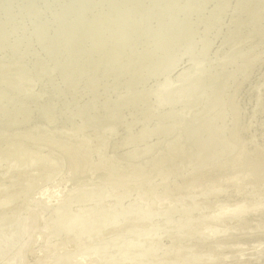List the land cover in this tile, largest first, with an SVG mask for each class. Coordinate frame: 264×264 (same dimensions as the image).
Returning a JSON list of instances; mask_svg holds the SVG:
<instances>
[{
	"label": "rangeland",
	"instance_id": "rangeland-1",
	"mask_svg": "<svg viewBox=\"0 0 264 264\" xmlns=\"http://www.w3.org/2000/svg\"><path fill=\"white\" fill-rule=\"evenodd\" d=\"M195 1L199 0H0V128L4 126L30 127L29 123L33 122L32 119L35 118L36 113L38 118L42 119L38 121L40 124L44 123L47 118L54 121L56 118L55 112L47 110L46 107H51L56 112H60L61 107H67L68 112L66 114L75 116V119L70 120L69 125L61 123L62 127H56V133L50 132L47 134L41 131H28L32 134L30 137L31 142L27 144L26 141H22L25 144L22 148H16L21 140L17 141L15 138H10L12 139L11 143H0V170H7V168H2V166H5L9 167V172H17L19 168L15 165H20L21 162H24L28 168H34L38 158L47 159L48 151L51 155L53 154V151L50 150L51 148L55 149L56 144L61 147V151L75 147L80 148L84 154L80 162V173H82L80 176L88 184L91 183L90 185H92L94 183L96 185L90 186L86 183L82 186V180L77 182L71 179L69 182L70 178L68 176L66 178V180L68 179V186L64 188V191L78 193V198H81L88 194L86 191H89V193L91 190L93 192L97 191L96 193L92 191L90 193L97 194L105 188L108 189L107 183L106 185L103 182L99 184L98 177H95L98 170L102 169L103 159H106V165L109 169V173H104V175L109 176L112 173L116 181L127 182V184H121L123 188L131 189L133 186L131 182L141 183L147 178L141 176V173L147 170L154 171L156 169V177L160 176L161 173L166 174V170L169 172L170 167L163 166L164 161L169 159L170 162H175L176 159H171L174 158L173 153H181L180 155L177 154L180 161L177 159L178 162H175V164L179 163L176 164V167L177 170H180L175 171L176 173L173 172L171 177H167V182H177L182 177L188 176L186 179L189 181H185V185L181 184L182 187L183 185L184 188L186 187L185 189L188 192L180 187L183 192L182 195L186 194V198H182L181 191L175 193L176 191L170 189L171 187L169 188L168 185V187H164L165 189L163 186L161 188L159 180H152L156 184L151 183V181L150 185L158 184V187L154 186V188H157L158 191H164L163 193L168 192L169 189L170 191L165 193L168 200L172 198L173 194L176 195V198L179 195L177 198L178 204L184 206L181 207L185 210L184 213L204 206V198L209 196L211 198L213 193L212 198L218 194L222 196V194L228 193V187L231 189L239 188L230 186L231 183L237 182V176L239 175H245L244 180L247 178L257 179L256 181L263 179L264 159L261 162L254 161L248 165L239 164L237 168L232 167L228 162L234 156L235 151L238 154V147L233 145L234 147L230 149L232 144H229V141L232 142L230 135L234 131V117L238 115L237 111L231 107L229 97H231L232 87L242 83L252 68L249 63L250 58L255 54L264 56V17L262 16L253 21V18L252 20L248 18V20V16H246L242 21L245 13L240 12L242 9L240 5L236 8L237 10H229L227 13L225 10L217 9L216 12H213V17L206 16L208 11L204 9L201 10L202 12L199 11V16L205 15L199 17L194 13ZM208 2H212L208 6L209 9L211 6L212 10L217 8V5L214 6L215 3L224 5V0H209ZM233 43L235 44L231 47ZM241 48L243 49L239 51ZM197 63L201 65L198 66L197 72H194L191 68ZM262 71L263 69L260 73ZM260 73L252 77L251 82ZM17 74L26 76L19 77L16 76ZM169 79L176 80L178 85L173 89L164 90L163 83L170 81ZM217 81L219 83L216 85ZM257 83L261 84L260 82ZM250 84L246 95L248 103L252 101V94L259 87L255 86L256 84L253 86ZM64 88L67 89L66 93H70L69 95H73V97L67 95ZM56 90L63 96L66 94L64 103L52 100L50 104L35 110L37 106L35 100L37 98L45 96L47 93L51 94ZM61 90L63 91L61 92ZM71 90H73L72 94ZM158 92L160 93L159 98ZM4 95L5 97H3ZM26 95L28 96L26 97ZM74 95L77 99H81L76 100L75 98L73 100ZM80 100L82 101L80 102ZM16 101H23L24 105L19 107L15 105ZM27 107H30L31 112L25 115L22 109ZM247 113L248 110H244L242 115H247ZM96 126L108 130V132L104 131L106 136L99 133L102 135L101 137L97 134L98 136L96 135L95 139H86L85 134L91 137L92 128ZM195 128L198 130H195ZM48 130L54 131L50 127H48ZM57 131L63 132L57 134ZM69 133L77 134L76 137L79 135L84 140V144H87L86 140L95 142V148L101 144L99 147L103 148L104 153L102 152L101 155L92 145H89L90 143L87 145H74L72 141L65 139V137H69ZM185 133L191 138L195 137V141H199V143L196 142L197 147L193 144H190V146L188 143L180 142V138ZM35 134L45 136V138L36 141L34 139ZM99 138L101 139L100 142L98 141ZM107 142L111 146L113 145L112 148H115L114 150L117 152L112 151V153H109L106 150V146L109 144ZM27 145H31L30 147L33 150L38 149V153L34 151L35 153L30 155L29 150L25 148ZM129 151L131 152L130 155H128ZM196 154H198V158ZM95 155H98V158L95 159ZM129 156L135 162L133 159V161L130 160ZM102 157L104 158L102 159ZM152 157H154V160H152ZM193 158L197 159L194 160ZM225 161L224 168L229 170L227 172L222 171L221 166L219 167ZM88 162L89 164H87ZM135 164L140 165L143 172L137 173L134 168L127 167ZM189 164L191 167H188ZM71 165L72 163L66 160L61 166H52L49 169L42 170L44 176L40 179L43 182L38 183L37 186L35 185L36 187L33 186L30 189L33 192L28 191L32 196H27L29 195L27 193L23 202L29 204L31 201V204L32 201H35V198L44 197V189L46 190L51 184L52 187L59 185V179L64 178V173L69 174V169H73ZM87 166L93 170H86ZM157 167H159V171ZM118 168H122V170L119 171ZM29 170L27 171L28 174H34ZM86 173L91 175H85ZM93 180L96 181L93 182ZM108 180L106 178L104 182ZM71 181L72 184L77 182L81 185L76 183L74 187ZM193 182L195 185H193ZM97 183L101 189H99ZM252 183L244 184L245 188L241 193L244 196L242 205L249 198H252L251 195L255 193L256 189L253 187L256 184ZM188 184L190 188L187 186ZM216 184H219V186H216ZM86 185L91 188L85 187ZM71 186L74 189L78 188L76 192H72L74 189ZM95 186L98 188L97 190ZM196 188V192L192 191ZM11 191L12 189L9 192ZM25 198L28 199L25 200ZM187 198L188 200H186ZM219 198L215 197L216 200L209 203L213 205L219 203V206H222V203L220 204L222 200ZM183 201L184 203H182ZM186 201L195 206L185 205L187 204ZM42 204L43 202H41ZM212 204L208 205L206 211L209 209L212 212L217 208L210 209ZM41 205L36 207L37 212L40 213L39 218L44 215L43 212H39V210L41 211ZM155 205L150 207L151 211L159 213L160 208ZM242 205L240 206L243 209L246 204ZM146 210L150 211V209ZM260 210L256 208L251 210L253 213L250 212L251 216H248L251 217L250 220L248 217L246 219L254 225L246 221L245 224H248V228H245L244 221L246 219L244 220L241 210H238L236 215L234 214L235 211H233L234 213L230 212L231 214L226 215V218L222 220L228 222L233 220L232 226L235 227L226 226L225 221L218 225L222 226L220 228L216 225L214 231L220 232L218 234L214 233L213 239H207L208 236H211L208 228L215 220L219 221L221 216L219 212V214L211 213V217L206 215L208 216L206 218L210 217L211 219L213 217V219L212 222H208L209 224L207 222L201 223L204 224L205 231L200 234L203 239L199 237L200 235L198 236L201 243L196 246V253H201L208 248L210 251L208 254L211 255L207 256L206 254L202 257L203 260L199 258L194 262L205 264L214 261L212 264H219V262L221 264V261L224 260L225 262L222 261V264H242L244 257L246 261V258L250 257L251 261L248 264H264V241H262L264 227H258L259 224L256 221H251L252 217V220H257L262 211ZM192 214L193 212L190 215ZM233 214L235 217H233ZM237 214H239L240 220L237 219ZM52 215H49L48 220L51 219ZM142 215L139 214L134 217L138 221L141 219L140 222H144L145 218ZM183 219H185V216ZM199 219L204 220L203 218ZM200 220L196 222L200 223ZM261 221L264 222V216H261ZM237 223H239V226ZM240 224H244V228ZM237 226L241 228L237 229ZM227 227L230 234L227 231L224 234V229H227ZM48 228L49 226L45 223L40 224L38 229L36 228V235L43 236L45 234V236H48ZM231 230L235 231L231 232ZM41 232L44 233L41 234ZM258 232L262 237H259ZM69 234H64V236ZM29 235L33 236L34 234L30 233ZM31 236L27 237V240L34 238L35 235ZM176 237H179V235ZM186 237L188 238V235L183 238ZM180 242L186 245L187 241L181 240ZM237 250L241 251L242 254ZM260 250L263 252L261 255ZM251 251L254 252V257L256 256L258 259L252 257ZM56 252L57 250L54 251V253ZM246 253H251L252 256ZM240 255L243 256L240 257ZM223 257L226 259H223ZM188 263L192 264L191 262Z\"/></svg>",
	"mask_w": 264,
	"mask_h": 264
},
{
	"label": "bare ground",
	"instance_id": "bare-ground-1",
	"mask_svg": "<svg viewBox=\"0 0 264 264\" xmlns=\"http://www.w3.org/2000/svg\"><path fill=\"white\" fill-rule=\"evenodd\" d=\"M208 1L209 0H199V1L194 2V8L193 9H194V13L196 16H199V11L202 12L201 10L206 9L208 11V14L206 16L213 17V15H214L213 12H216L217 9L225 10V12L227 13V11L235 10L240 5V7L242 8L240 10V12L242 11L243 14L245 13L242 17V21H244L243 19L246 18V16H248L247 19L251 18V20H252V18H253V21H256L257 18L259 19L262 16L264 17V0H246V1H244V0H224V5H218L215 3L214 6L217 5V8L214 10H212L213 8L211 6H210V9L208 8L209 4H212V2H208ZM80 8H83V7H80ZM209 12H212V13H209ZM204 15L205 14H203L199 17H202ZM248 22H250V21H248ZM256 24H257V22H256ZM249 42L251 43L252 41H249ZM235 43L231 44V47H233V45ZM244 43H245V45H247V43L245 41H244ZM242 49L243 48L239 49V51H241ZM249 63L252 65V68L247 73V75H246L247 77L245 78V80L242 83L237 84L236 87H232V91L230 94L231 97H229V100L231 101V107H233L237 111V114H238L236 117H234V129H233L234 131L230 135L232 142L229 141V144L230 143L232 144V145H230V149H231V147H234L235 145L238 147V154L235 151L234 156L231 157L229 159V162H228L234 168H237V166H239V164L248 165L250 163H253L254 161L261 162L264 159V56L255 54L254 56H252L250 58ZM199 65H201V64L197 63V65L193 66L191 68L192 71L197 72ZM262 69H263V71L260 73V71ZM258 73H260V74L257 76V78L253 82H251V78L254 77L255 75H257ZM186 75H189V74H186ZM16 76L24 77L26 75L17 74ZM257 82H260L261 84H258ZM218 83H219V81H217L215 84L217 85ZM249 84L251 86H253L255 84H256L255 86H259L258 89L255 92H253L252 101L250 103H248V100L246 99V95L248 94L247 90H248ZM163 85L164 86H162V87L164 88V90H166V89H173L174 87H176L178 85V83L176 80L171 79L170 81L163 83ZM160 89L163 90L161 87H160ZM160 89H159V92H160ZM64 90H65V88H64ZM66 90H65V93H66ZM62 91L63 90H61V92ZM72 91L73 90H71V94H72ZM65 93H63V94H65ZM69 94H67V95H69ZM161 94H162V91H161ZM243 94H244V96H243ZM60 95L61 94L59 93V91L56 90V91H53L51 94L47 93L45 96H40L39 98H37L35 100L36 101L35 103L37 104L35 110L50 104L52 102V100H58V101H62L64 103L65 102V97H64L65 95L64 96L61 95V98L59 97ZM27 96L28 95H26V97ZM69 96L73 97V95H69ZM3 97H5V95ZM159 97H160V93L158 94V98ZM75 98H76V100L81 99V98L77 99L76 96L74 97V99L73 98L72 99L75 100ZM81 101L82 100H80V102ZM79 104H81V103H79ZM15 105L20 107V106L24 105V102L23 101H16ZM80 106H82V105H80ZM29 108L30 107H27L26 109L21 108L22 111L24 112L23 114H25V115L30 114L31 111ZM46 109L49 111L55 112L56 118L54 121H50L47 118L49 121L46 119V121L44 123L40 124L38 121L42 120V119L38 118L37 113H36L35 118L32 119L33 122L29 123V125H31L30 127H27V128L19 127L18 128V126L17 127L4 126L3 128H0V143H2V142H10L11 143L12 139H10V138H15L17 141L21 140V142L19 143V145L16 148H22L25 145L22 141H26L27 144L31 142L30 137L32 136V134H30L28 131H41L42 133H47V134L50 132L56 133L55 128L56 127H62L63 125L61 123H65V124L69 125V122H71L70 120L75 119V116H72V115L70 116V114H66L68 112L67 107L66 108L61 107L60 112L53 111L51 107H46ZM244 110H248L247 115H242V112ZM43 124H45V125H43ZM48 127H50L51 129H54V131H49ZM64 129H66V128H64ZM8 130L10 133L7 132ZM195 130H198V129L195 128ZM104 131L108 132V130H103L101 127L96 126V127L92 128V131H91L92 136L91 137H89L87 134H85L84 137L86 139L87 138L88 139H95L94 137L97 134H99V133L104 134L105 133ZM57 132H58L57 134H62L63 131H57ZM27 134H29V135H27ZM186 134L187 133H185L184 136L182 138H180V142L181 143L182 142L188 143L189 145L193 144V145H196V147H197L196 142L199 143V141L198 140L195 141V139H196L195 137L191 138V137L187 136ZM35 135L36 136L34 139L36 141H39V140H42L45 138V136H42V135H37V134H35ZM76 135L77 134L69 133L68 134L69 137H65V139H69L68 141H72L74 143V145H76V146L81 145V144L87 145L90 143L89 145H92L93 148L95 150H97L99 153H101V155H102V152L104 150L102 147H99V146H101V144L97 147L98 148L97 149V148H95L96 146L94 145L95 142L93 143V142L86 140L85 142L87 144H84V140H82L79 137V135L76 137ZM101 136L102 135H100L99 137H101ZM104 136H106V135L104 134ZM104 136H103V138H105ZM107 136H108V134H107ZM53 139H55V138L53 137ZM99 140H101V139L99 138L98 141ZM102 141H104V140H102ZM109 142H111V141H109ZM109 142H107V143H109ZM180 142H178V143H180ZM97 144H99V143H97ZM193 145H192V147H193ZM30 146H28V145L25 146V148L29 150L30 155L34 154L35 152L38 153V149L33 150ZM112 146L110 145V143L106 146V150L109 153L110 152L112 153V151H114V152L116 151V150H114L115 148H112ZM125 146H127V145H125ZM55 147H56L55 149L51 148V150H50V151H53L52 155L48 151V158L47 159L40 157L36 160V164H35L36 168L34 167L35 169L34 168H28L25 166L24 162H21V164H23V165H21V164L15 165L17 168H19V169H17V172H15V171L9 172V167H5V166H2V168H7V170H0V264H185L188 262H191L192 264H201V263H197L194 261H196V259H199V258L202 259V257L204 255L206 256V254H207V256L211 255V254H208V252L210 253L208 248L203 250L201 253L199 252L200 254L196 253V246H198L201 243V241L198 240V236L202 232L205 231L204 224H201V223L202 222H207V223L212 222L213 217L210 219L211 213H218L219 212L220 214L219 213L218 214L221 216L220 217L221 219L219 221L215 220V222L211 223L210 228H208L209 232L211 233V236H208L207 239H213L214 238V236H215L214 233H217V232H215L216 230L214 231L215 226L221 225L225 221V220L223 221L222 219H225L226 215L231 214L230 212H233V211H235V213L234 212L233 213L236 215L237 211L241 210V212L243 214V218L245 220L248 216H251L250 212L253 213V211H255V210L251 211L252 209H255V208L258 210L261 209L262 210V211L260 210L261 214H260V216L257 217V220H252L253 219V217H252L251 221H256L257 224H259L258 227H262V226L264 227V224H263L264 222L261 221V216H264V178L261 176H259V177L263 178V179H261L259 181H256L257 179L254 180L251 178H247L244 180L243 177H245V175L241 176L238 174L239 176H237V182L231 183L230 186L239 187V188L231 189L230 187H228L227 188L228 193H225L226 195L225 194L223 195L221 193L222 196L219 194L217 196H215L217 199L221 196L219 199L222 200V202H220V204L222 203V206H219V203H218V205L217 204L213 205L212 203H209V202H212L213 200H216V199H214L215 197L212 198V195L214 194L213 193V194H211V198H209L210 196L208 198H204L205 199L204 206H201L195 210L194 209L189 210L191 212L184 213L185 210H183V208H181L184 206L181 204H178L177 198L179 197V195L176 198L175 197L176 195L173 194L174 196L172 195V198H170V200H168V197L165 194L167 191L165 193H163L164 191L162 192V191H158L157 188L155 189L154 186L158 187L157 186L158 184L154 185V186L150 185V182L152 180H156V181L159 180V182H160L159 186L160 187L163 186V188H164V187L169 186V188L171 187L170 189H174L176 191V192L174 191L175 193H179L181 191V189H180V187H182L181 184H184L185 181H189L186 179L188 176L185 178L182 177L181 180H179V181L176 180L177 182H173V181L171 183L167 182V179H168L167 177H169V176L171 177L173 172L180 170V169L177 170V167H176L179 163H176L177 164L176 165L175 162L177 161V159L180 158L178 155H180L181 153H179V154L176 152L173 153L174 158H171V159H176L175 162H173L172 160H171L172 162H170L169 159H168V161L167 160L164 161L163 166L170 167L169 168L170 170H169V172L166 170V172H167L166 174L161 173V171H160L161 177L160 176L156 177V175H155V171H157L156 169H154V171L147 170L146 172H143L142 169H140L141 168L140 165H136V164L131 165V166L128 165L127 167H129V168L132 167V168H134V170H137V173L143 172V173H141V176L147 177L141 183L131 182L133 184L131 189L123 188L121 186V184H127V182L116 181L114 178V175L112 173H110L109 176L104 175V173H109V169L106 165V159H103L104 157H102V159H103L102 169L98 170L95 177H98L97 181L99 184H100V182L101 183L103 182V184L105 183V185L107 183L108 185H106V186L108 189L105 188L104 190H101L102 192L99 191L97 194H93V193L97 192L95 190H94L95 192H93V190H91L93 192L92 194H90L91 191H90V193H89V191H86V192H88V194L84 195V197L78 198L79 197L78 193L74 194L71 192L70 193L65 192L64 188L66 186H68L67 185L68 179L66 180V178H68V176L70 178L69 182L71 179L76 180L77 182H79V180L80 181L82 180L81 181V183L83 182L82 186H83V184L87 183V181L83 180L82 176H80V174L82 175V173H80V162L82 161L84 154L82 153L80 148H76V147L71 148V149H64L63 151H61V147L59 145L56 144ZM193 149H194V147H193ZM196 149H198V148H196ZM179 150H180V147H179ZM118 151L120 152V150H118ZM198 152H200V151H198ZM121 153H122V151H121ZM130 153L131 152L129 151L128 155H130ZM151 153H153V152L151 151ZM114 155H115V153H114ZM123 155L125 156V154H123ZM123 155H121V157H123ZM197 155L198 154H196V157L198 158ZM105 156H106V154H105ZM44 157H46V156H44ZM154 157H152V160H154L153 159ZM94 158L95 159L98 158V155H95ZM197 158H193V159L195 160ZM126 159H127V157H126ZM129 159L132 160L133 158L131 159L129 156ZM66 160H69L72 163L71 166L73 167V169H69V171H70L69 174L64 173V178L59 179L60 180L59 185H54V187H52V184H51V186H49L46 190L44 189V191H43L44 197L35 198V201H32L31 204H30L31 201L29 202V204L27 202L25 203V201L23 202L24 197H25V195H27V193L29 194L27 196L31 195L28 191L33 192V190L31 191L30 189H32L33 186L36 187L38 183L43 182V180L40 179L41 177L44 176L42 170L49 169L52 166H61L62 163H64ZM179 161H180V159H179ZM127 162L129 163V161H127ZM134 162H135V160H134ZM136 162L139 164V162L137 160H136ZM189 163H190V161H189ZM87 164H89V162ZM225 164H226V161L223 164L219 165V167L221 166L222 171L227 172L229 170H228V168H224ZM120 165H121V163H120ZM122 165L124 166V163ZM180 165H181V163H180ZM146 167H149V166H146ZM188 167H191V165ZM227 167H229V166H227ZM122 168H124V167H122ZM122 168H120V169L122 170ZM158 168L159 167H157V169ZM185 168H187V167H185ZM29 169H31V170H29ZM120 169H119V171H120ZM28 170L30 172H34V174H36V175L28 174L29 173V172H27ZM39 170H41V171H39ZM86 170L90 171L93 169L90 168L89 166H87ZM37 171H39V172L37 173ZM119 171H116V172H119ZM123 171H124V169H123ZM158 171H159V169H158ZM232 171H230V172H232ZM217 172H219V171H217ZM47 174H49V173H47ZM89 174L90 173H86L85 175H89ZM100 174H102V175H100ZM224 174H226V173L224 172ZM189 175H191V174H189ZM217 176H219V175H217ZM221 176H222V173H221ZM106 178H107V180L109 178L110 179L107 182H104ZM220 178H222V177H220ZM86 179L89 180L88 178H86ZM192 180H194V179H192ZM95 181L93 180V182H95ZM247 181L251 182V183L253 182L252 184L255 183L256 186L254 185L255 187H253V188H255L256 190H255V193L253 195H251L252 198H249L248 201H245L246 206L243 207V209H242V207L240 205H242V200H243L244 196L241 193L243 192V190L245 188L244 184L248 183ZM77 182H75V184L73 183L74 184L73 185L72 181H71V184L75 187ZM153 182L154 181H152L151 183H153ZM189 183L191 184V182H189ZM90 184H88V185H90ZM103 184H101V185H103ZM92 185H90V186H92ZM94 185H96V184H94ZM184 185L182 188H184ZM193 185H195V183ZM201 185H203V184H201ZM90 186L88 187L86 185L85 187L91 188ZM106 186L103 185V187H106ZM187 186L189 187V184ZM216 186H219V184H216ZM80 187H79V189H80ZM98 187H100V185ZM103 187H102V189H103ZM191 187H193V186H191ZM251 187H252V185L250 186V188ZM1 188H4V189H1ZM161 188H160V190H161ZM185 188L183 190L187 191ZM10 189H12L11 192H9ZM72 189H74V188L72 187ZM76 189H78V188H76ZM76 189H74L75 191L74 190L73 191L71 190V191L76 192ZM97 189L98 188L96 187V190ZM99 189H101V187ZM196 190H197V188L192 190V191L196 192ZM199 190H201V189H199ZM13 191H17V192H13ZM83 191H85V190H83ZM169 191L170 190L168 189V192ZM252 191H254V190H252ZM245 192H246V190H245ZM182 193L183 192L181 191L180 194L182 195ZM81 194H82V192H81ZM182 196H183L182 197L183 199H184V197L186 198V194L182 195ZM223 196H224V198H223ZM34 197H35V195H34ZM28 198H25V200ZM74 198H76V199H74ZM182 198H180V199H182ZM151 199H153V200H151ZM190 199H191V197H190ZM186 200H188V198ZM220 200H218V201H220ZM40 201L43 202L42 205H41ZM186 202H187V204H185V205L191 204L188 201H186ZM182 203H184V201ZM198 204H200V203L198 202ZM210 204H212L211 205L212 207H210V209L213 207L214 208L217 207L212 212L209 209H207V211H206V208H208V205H210ZM245 204H243L242 206H244ZM37 205H41V211L39 210V212L44 213V215H42L41 218H39L40 213H38L36 210ZM154 205L161 209V210L159 209V211H160L159 213L155 212V211H151L150 207H152V206L154 207ZM145 208L150 209V211L146 210ZM192 212H193V214L190 215ZM51 214H53V215H52L51 219L48 220V217H49V215L51 216ZM139 214L140 215L143 214L142 216H144L146 221L144 220V222H140L141 219L138 221L137 218L134 217V216H138ZM234 214H233V217H235ZM239 214H237V217ZM206 215H209L210 217L206 218V217H208ZM142 216H140V217H142ZM184 216H185V219H183ZM186 216H188V217H186ZM199 218H203L204 220H200ZM249 218H251V217H248V219ZM198 219L200 220V223H198L199 222ZM237 219L240 220L239 217ZM241 219H242V217H241ZM27 220H28V222H27ZM196 221H198V222H196ZM246 221L248 223H251L252 225H254V223L248 221L247 219L244 221V224ZM41 222L45 223V225L49 226V228H48L49 229L48 230L49 235L48 236H45V234L43 235L44 237L42 235L41 236H38V234L36 235V230L38 229V226L40 224H42ZM232 222H233V220H232ZM232 222H231V220H229V222L225 221V225L229 226L230 228L235 227L234 225L232 226ZM196 223H198V224H196ZM207 223H205V224H207ZM261 223H262V225H261ZM199 224H201V225H199ZM237 224L239 226V223H237ZM237 224H235V225H237ZM240 225L243 227L242 224H240ZM247 225L245 224V228L247 227ZM238 226L236 228L240 229L241 227H238ZM249 226H250V224H249ZM218 227L220 228L222 226H218ZM218 227H216L217 231H219ZM223 228H224V226H223ZM260 229H262V228H260ZM221 230H222V228H221ZM241 230H243V229H241ZM224 231H225L224 234L229 232V228L228 227H227V229L225 228ZM234 231L231 230V232H234ZM263 232H264V229H263ZM30 233H33L35 236L33 235L34 238L27 240V237L31 236V235L28 236V234H30ZM43 233L44 232H41V234H43ZM67 233H70V234L64 236V234H67ZM260 233H261V230H260ZM260 233L258 232V235ZM39 234H40V231H39ZM229 234H230V232H229ZM178 235H179V237H176ZM185 235L186 236L188 235V238L187 237L183 238ZM33 236H31V237H33ZM262 236L264 237V234H262ZM262 236L259 235V237H262ZM199 237L202 238L201 235ZM209 237H211V238H209ZM222 237H224V236H222ZM225 237H226V235H225ZM207 239H205V240H207ZM259 239H258V241H259ZM263 239H262V241H264ZM181 240L187 241L185 243L186 245L181 243L180 242ZM222 240H224V239H222ZM181 244H183V245H181ZM204 244H205V242H204ZM263 245H262V247H263ZM200 247H202V246H200ZM55 250H57L56 253H54ZM261 250H262V248H261ZM261 250L259 252L260 255H261V253L263 254V252H261ZM239 253L242 254L241 251ZM253 253L254 252H252V254ZM246 254L251 255V253L250 254L246 253ZM254 255L255 254H253V256L252 255L251 256L253 258H255L256 256L254 257ZM242 256L240 255V257H242ZM244 256H246V255H244ZM211 258H208V259H211ZM223 259H226V258L223 257ZM240 259H243V258H240ZM244 259H245V257H244ZM244 259L242 260L244 264H248L251 261L250 257L246 258L247 261ZM255 259H258V257H256ZM222 261H224V260H222ZM222 261H221V264H222ZM218 262H219V260H218ZM212 263H205V264H212ZM219 264H220V262H219Z\"/></svg>",
	"mask_w": 264,
	"mask_h": 264
}]
</instances>
